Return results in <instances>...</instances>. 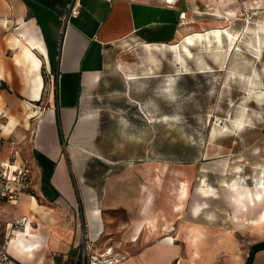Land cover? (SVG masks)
Here are the masks:
<instances>
[{
  "label": "crops",
  "instance_id": "1",
  "mask_svg": "<svg viewBox=\"0 0 264 264\" xmlns=\"http://www.w3.org/2000/svg\"><path fill=\"white\" fill-rule=\"evenodd\" d=\"M70 1L0 0V164H26L32 178L28 193L0 201L1 234H12L8 252L24 264H66L85 233L93 246L126 252L122 264H245L244 234L264 237L258 200L240 204L226 184L204 185L186 219L174 225V208L150 202L159 174L143 181L124 172L109 175L100 206V185L85 179L81 160L63 146L99 128V117L83 113L82 105L121 44L134 40L147 53L174 55V47L191 38L192 58L184 57L189 66L224 67L235 49L227 51V33L233 44L247 34L255 48L258 21L245 25L242 10L264 15V0H75L79 14L65 19ZM211 48L218 58L208 56ZM197 50L204 52L199 62ZM177 173L176 179L191 178ZM202 188H215L219 198L215 190L212 198L202 196ZM197 204L203 206L197 210ZM18 217L26 218L25 228L12 229ZM250 264H264V249Z\"/></svg>",
  "mask_w": 264,
  "mask_h": 264
},
{
  "label": "rangeland",
  "instance_id": "2",
  "mask_svg": "<svg viewBox=\"0 0 264 264\" xmlns=\"http://www.w3.org/2000/svg\"><path fill=\"white\" fill-rule=\"evenodd\" d=\"M242 14L245 25L258 21L256 46L251 49L246 34L221 69L191 67L184 58L171 69L172 53H147L134 40L109 57L100 84L82 105L83 113L99 117V128L74 146H63L64 153L81 160L85 179L100 185V206L102 187L113 173L123 177L132 172V178L142 176L143 181L150 172L158 173L150 202L160 209L174 208V225L186 219L204 185L255 187L264 172V15L244 7ZM202 53L194 54L196 61ZM207 53L213 59L219 56L214 48ZM177 172L191 178L176 179ZM222 199L230 203L228 197ZM242 241L249 255L250 247L264 237L251 232Z\"/></svg>",
  "mask_w": 264,
  "mask_h": 264
},
{
  "label": "built area",
  "instance_id": "3",
  "mask_svg": "<svg viewBox=\"0 0 264 264\" xmlns=\"http://www.w3.org/2000/svg\"><path fill=\"white\" fill-rule=\"evenodd\" d=\"M78 14V3L71 0L65 19ZM31 184L32 178L28 165H15L14 160H8L0 164V201H11L20 198L22 194L29 192ZM26 221L25 217L16 218L12 224V229L25 228ZM11 237V233L2 235L0 231V264H24L8 252ZM75 250L72 258L66 264H122L129 258L126 252L111 244L93 246L85 233L81 235L80 242Z\"/></svg>",
  "mask_w": 264,
  "mask_h": 264
},
{
  "label": "bare ground",
  "instance_id": "4",
  "mask_svg": "<svg viewBox=\"0 0 264 264\" xmlns=\"http://www.w3.org/2000/svg\"><path fill=\"white\" fill-rule=\"evenodd\" d=\"M226 38L228 40V49L227 51H231L233 50L236 46L233 39V36H231L229 33H227ZM213 40L215 41V49L217 51H219L222 47H221V42H220V33L219 32H215L213 35ZM194 41L191 38H188L185 43H183L180 47H172L173 49V53L175 56V61H177V64H182L183 63V58L187 57V58H191V52L189 50V46L193 45ZM218 45V47H217ZM256 185H255V191H251V189L249 187H241V186H237V183L234 185L232 184L228 189L230 190V195H232V198L235 202L238 203H243L245 201H250L251 203H257L256 200H258V203H262V205H264V176H261L260 178L256 179L255 181ZM251 187V186H250ZM200 193L202 196L206 197V198H210V196H212V194H214V189L212 188H206V189H200ZM183 193V192H182ZM199 206H203V204H197L195 207L198 210ZM264 209V208H262ZM155 221V220H154ZM150 223H154L153 220H151ZM256 224V223H255ZM154 226V225H153ZM152 226V227H153Z\"/></svg>",
  "mask_w": 264,
  "mask_h": 264
},
{
  "label": "trees",
  "instance_id": "5",
  "mask_svg": "<svg viewBox=\"0 0 264 264\" xmlns=\"http://www.w3.org/2000/svg\"><path fill=\"white\" fill-rule=\"evenodd\" d=\"M260 249H264V241L256 243L250 247V253L245 264H250L253 254Z\"/></svg>",
  "mask_w": 264,
  "mask_h": 264
}]
</instances>
